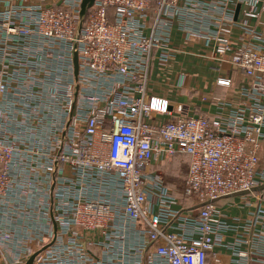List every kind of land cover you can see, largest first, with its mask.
I'll return each instance as SVG.
<instances>
[{
  "label": "built area",
  "instance_id": "2783aa9c",
  "mask_svg": "<svg viewBox=\"0 0 264 264\" xmlns=\"http://www.w3.org/2000/svg\"><path fill=\"white\" fill-rule=\"evenodd\" d=\"M83 1L0 0V264H264V0ZM174 31L240 76L212 117L148 94Z\"/></svg>",
  "mask_w": 264,
  "mask_h": 264
},
{
  "label": "crops",
  "instance_id": "0c3cea01",
  "mask_svg": "<svg viewBox=\"0 0 264 264\" xmlns=\"http://www.w3.org/2000/svg\"><path fill=\"white\" fill-rule=\"evenodd\" d=\"M172 40L174 45L181 47L183 50L190 51L191 48L193 50H202L201 47L195 42H186L184 36L177 31L173 32ZM182 60L183 56H181L180 58L179 56H177L175 60L173 59L171 61L166 69L159 67L157 62H153L150 71L148 94L150 96H157L168 99L172 103L173 108L182 105L190 115L212 117V115L217 114L218 110L214 105H212V103L209 107V100L206 99L210 97V95H213L210 94L209 90H206L205 87L206 81L208 82L209 79L207 80V78L203 77L202 81H200L201 87L200 85L197 86L200 89H198L197 96L195 97H189L187 93V87H185L187 89L179 90L182 82H184L186 86H188V82L183 77L184 74L181 71V66L184 65ZM194 72L195 71H193V73ZM226 72L229 76H232V88L226 89L224 87H221L223 88V90L221 92L222 95L220 96V98L223 100L227 98H236L237 88L241 80L237 72L229 70H227ZM213 75L215 79V74H212V77ZM198 79L200 78L198 77ZM168 119L170 118L165 116L158 117L159 121H166ZM224 261H228V259L224 258Z\"/></svg>",
  "mask_w": 264,
  "mask_h": 264
},
{
  "label": "rangeland",
  "instance_id": "374dc122",
  "mask_svg": "<svg viewBox=\"0 0 264 264\" xmlns=\"http://www.w3.org/2000/svg\"><path fill=\"white\" fill-rule=\"evenodd\" d=\"M187 54V55H186ZM179 56H183V66H181V71L184 74V78L188 82V86L184 82L181 83V87H179V90L187 89V93L192 97L197 96L198 88L197 86L200 85V81H202L203 77L207 78L208 82L206 80V90H209V87L211 84H213L214 81H216L217 76L219 75H228L227 72H224L223 70L218 71L217 68L222 67L218 59H215L210 51H200V50H193L191 48L190 51H186L185 53H179L176 54L175 58ZM182 64V63H181ZM169 66V65H168ZM167 68V67H166ZM165 68V69H166ZM224 68V67H222ZM193 71H195L193 73ZM212 74H215L212 77ZM198 77L200 79H198ZM232 76H230L231 78ZM232 79V78H231ZM187 87V88H185ZM201 87V85H200ZM232 88V85L231 87ZM229 89V88H226ZM223 88L221 87H215L213 95H210V97L206 98L209 100V107L212 103V105L215 103L217 98H220L222 95ZM264 159V158H262ZM154 169H157L160 172V175L164 178L166 183L174 189L175 194L180 198V202H190L191 204L189 206L194 205V201L191 198L186 197L183 194V186H184V179L187 173V166L185 159L180 158L177 160V162L173 161H165L161 164H157V166H153ZM238 201V198H235Z\"/></svg>",
  "mask_w": 264,
  "mask_h": 264
},
{
  "label": "trees",
  "instance_id": "16d2710c",
  "mask_svg": "<svg viewBox=\"0 0 264 264\" xmlns=\"http://www.w3.org/2000/svg\"><path fill=\"white\" fill-rule=\"evenodd\" d=\"M180 158H182V159H185V162H186V166H187V173H186V176H185V179H184V186H183V194L186 196V197H188V198H191L195 203H194V205L197 203L196 202V200H195V198L193 197V196H188L186 193H185V181H186V178H187V174H188V167H189V157L188 156H186V155H183V154H179V155H177L175 158H174V160H173V162L175 163V162H177V160H179ZM165 183H166V181H165ZM167 184V183H166ZM168 185V184H167ZM170 188H171V190L173 191V194L178 198V196L175 194V192H174V189L170 186V184L168 185ZM179 200H180V198H178ZM181 201V200H180ZM182 203V202H181ZM183 205H184V207H187V208H192L193 206H189L191 203L189 202H186V203H182Z\"/></svg>",
  "mask_w": 264,
  "mask_h": 264
},
{
  "label": "water",
  "instance_id": "95a60500",
  "mask_svg": "<svg viewBox=\"0 0 264 264\" xmlns=\"http://www.w3.org/2000/svg\"><path fill=\"white\" fill-rule=\"evenodd\" d=\"M93 2H94V0H84L83 1V4H82V13L83 14L85 13L86 7L87 6H92ZM76 63H77V58H76ZM262 189H264V186H261L260 188H257V190H262ZM236 195H238V194H236ZM236 195H234V196H236ZM203 205H205V204L197 205L196 208H199V207H201Z\"/></svg>",
  "mask_w": 264,
  "mask_h": 264
}]
</instances>
